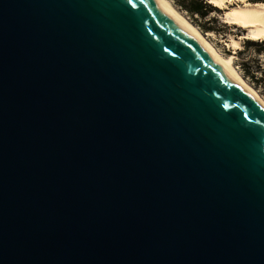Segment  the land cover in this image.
I'll return each instance as SVG.
<instances>
[{
  "label": "water",
  "instance_id": "1",
  "mask_svg": "<svg viewBox=\"0 0 264 264\" xmlns=\"http://www.w3.org/2000/svg\"><path fill=\"white\" fill-rule=\"evenodd\" d=\"M0 264H264V108L161 0H0Z\"/></svg>",
  "mask_w": 264,
  "mask_h": 264
},
{
  "label": "rangeland",
  "instance_id": "2",
  "mask_svg": "<svg viewBox=\"0 0 264 264\" xmlns=\"http://www.w3.org/2000/svg\"><path fill=\"white\" fill-rule=\"evenodd\" d=\"M169 1L223 56L232 57L235 70L264 99V44L259 47H247L246 41L255 40L249 36L250 29L242 27L241 24L228 19L227 16V11L239 5L240 2L237 0L230 1L225 7H218V10L213 11L207 18H200L198 16L195 18L181 9L176 0ZM248 1L253 3L252 0ZM201 23L212 27L214 30H201V27L197 26ZM255 41L260 43L264 39ZM235 43L238 45H235ZM244 68L254 73L258 80L255 81L250 76H247L244 73Z\"/></svg>",
  "mask_w": 264,
  "mask_h": 264
},
{
  "label": "bare ground",
  "instance_id": "3",
  "mask_svg": "<svg viewBox=\"0 0 264 264\" xmlns=\"http://www.w3.org/2000/svg\"><path fill=\"white\" fill-rule=\"evenodd\" d=\"M163 4L168 8L172 16L185 27H187L196 36L203 48L210 53L218 62L223 64L227 71L239 82V84L252 96L257 103L264 108V99L259 96L240 76V73L235 70L232 57L223 56L200 31L195 28L190 21L185 19L183 15L173 7L169 0H161ZM233 0H209L210 3L217 7H225L228 2ZM239 5L232 7L227 11L228 19L241 24L242 27L250 29L252 39L260 40L264 39V3L256 2L251 3L248 0H237ZM232 21V22H233ZM235 45H238L235 43Z\"/></svg>",
  "mask_w": 264,
  "mask_h": 264
},
{
  "label": "trees",
  "instance_id": "4",
  "mask_svg": "<svg viewBox=\"0 0 264 264\" xmlns=\"http://www.w3.org/2000/svg\"><path fill=\"white\" fill-rule=\"evenodd\" d=\"M253 2H262L264 3V0H252ZM178 6L181 7V9L185 10L189 15L196 18V16L200 18H207L213 11L218 10V7L212 5L209 0H176ZM201 30L203 31H210L214 30L212 27H209L205 24H198L197 25ZM264 44V41L257 42L255 40H248L246 41V46L250 47H259ZM244 73L247 76H250L253 80H258L254 73H251L249 69L244 68Z\"/></svg>",
  "mask_w": 264,
  "mask_h": 264
}]
</instances>
